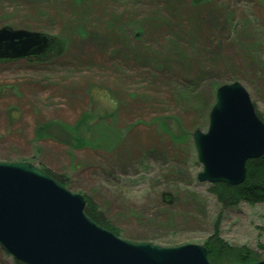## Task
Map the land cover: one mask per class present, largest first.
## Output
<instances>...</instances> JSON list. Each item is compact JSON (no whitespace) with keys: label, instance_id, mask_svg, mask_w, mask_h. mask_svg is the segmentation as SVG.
Listing matches in <instances>:
<instances>
[{"label":"rangeland","instance_id":"374dc122","mask_svg":"<svg viewBox=\"0 0 264 264\" xmlns=\"http://www.w3.org/2000/svg\"><path fill=\"white\" fill-rule=\"evenodd\" d=\"M3 27L67 44L0 61V155L69 181L123 239L203 246L217 224L230 246H264V205L221 206L192 143L221 85L264 124V0H0Z\"/></svg>","mask_w":264,"mask_h":264},{"label":"water","instance_id":"95a60500","mask_svg":"<svg viewBox=\"0 0 264 264\" xmlns=\"http://www.w3.org/2000/svg\"><path fill=\"white\" fill-rule=\"evenodd\" d=\"M52 39L0 28V60L43 56ZM207 132L192 134L200 183L237 187L264 155V124L244 87L221 85ZM84 198L27 162H0V247L23 264H212L201 245L164 247L112 234L84 214ZM252 264H264V260Z\"/></svg>","mask_w":264,"mask_h":264},{"label":"trees","instance_id":"16d2710c","mask_svg":"<svg viewBox=\"0 0 264 264\" xmlns=\"http://www.w3.org/2000/svg\"><path fill=\"white\" fill-rule=\"evenodd\" d=\"M51 47L48 51L40 57H35L37 62H44L51 58L59 56L67 44L66 40L53 39ZM62 50V51H60ZM29 60V59H28ZM4 62V61H1ZM91 123V120H90ZM1 162H10L8 155H0ZM247 176L245 181L237 187L229 186L227 184L214 183L209 190L216 201L221 206H229L237 204V202H244L249 205H264V155L257 160H248L247 162ZM44 171V170H43ZM48 176L54 180L62 183L67 189H70V182L64 178H56L52 173L44 171ZM162 199H166L163 198ZM171 200V199H169ZM85 207L84 214H86L91 221L98 224L105 230H109L116 236H123L122 230L117 229L113 223L109 221L107 215L100 211V206L93 202L92 198L84 196ZM167 201V200H166ZM213 233L206 238L204 248L207 252L208 260L212 264H252L264 260V246L257 247L256 251L253 249H246L244 247H234L228 245L225 241L219 238L217 224L213 227ZM125 236V235H124ZM132 241L149 242L147 236L137 238L133 235L126 236ZM168 246H173L171 243ZM22 264L21 262H16Z\"/></svg>","mask_w":264,"mask_h":264},{"label":"bare ground","instance_id":"6f19581e","mask_svg":"<svg viewBox=\"0 0 264 264\" xmlns=\"http://www.w3.org/2000/svg\"><path fill=\"white\" fill-rule=\"evenodd\" d=\"M253 106V105H252ZM255 109V108H254Z\"/></svg>","mask_w":264,"mask_h":264}]
</instances>
